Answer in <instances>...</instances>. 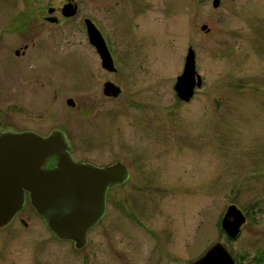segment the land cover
Here are the masks:
<instances>
[{"label":"rangeland","instance_id":"obj_1","mask_svg":"<svg viewBox=\"0 0 264 264\" xmlns=\"http://www.w3.org/2000/svg\"><path fill=\"white\" fill-rule=\"evenodd\" d=\"M5 1L0 8L8 12ZM64 1L48 0L60 17ZM219 1L215 7L214 0H84L73 16L91 13L120 58L113 81L126 91L114 99L103 94L111 74L85 44L79 18L45 27L39 21L33 30L47 33L36 41L60 63L62 96L80 103L64 106L77 155L107 160L112 153L115 160L130 153L138 165L137 190L115 188L111 215L89 234L96 264H192L216 242L236 264H264V0ZM13 6L18 14L24 2ZM28 41L34 40L19 44ZM189 46L203 86L185 102L175 84ZM82 130L95 146L77 141ZM231 204L246 216L235 239L221 226ZM35 223L44 226L42 219ZM110 241L120 259L107 260ZM62 253L51 247L49 261L79 264L85 251Z\"/></svg>","mask_w":264,"mask_h":264},{"label":"flooded vegetation","instance_id":"obj_2","mask_svg":"<svg viewBox=\"0 0 264 264\" xmlns=\"http://www.w3.org/2000/svg\"><path fill=\"white\" fill-rule=\"evenodd\" d=\"M22 1L24 2V9L18 14L13 13V5H15L17 0L5 1V3H9L8 12L0 8V17L6 19L0 29V137L7 133L22 134L34 132L41 136H49L54 132H60L67 138L70 153L76 161L89 163L96 167H106L119 161L127 166L129 177L124 184L108 188L105 196V214L97 224L88 230L87 242L83 247H77L75 240L56 236L32 205L30 193L26 191L23 208L13 216L8 224L0 227V264H52L48 259V250L51 247H54L61 255L63 254L62 252H65V248L73 256H79L80 253L82 254L85 251L83 258L79 260V264H96L97 249L93 248H97V244L93 238L89 237V234L97 226L103 224L106 218L111 215V201L115 197V191H113L115 188L127 184H135V189L137 190V184L134 179H141L140 174H136V166L138 165L134 154L130 153H126L121 159L115 160L112 159V153L107 155V160L77 155L76 136L73 135V132L75 135L76 132L73 131L72 126L65 119L64 106L67 104L68 107L75 109L80 106V103L72 97L65 98L62 96L65 89L62 85V71L59 70L60 63L51 61L49 59L50 54L45 48L41 47L40 41H36L39 38L45 40L47 36V33L43 34L33 31L39 21L45 23V25H42L45 27L50 21L61 25L65 22L64 20L79 18L80 20L78 21H80L85 31V44L99 55L88 31L87 20H91L98 27L92 14L88 13L83 17H74L82 11L84 0L64 1L63 6L67 3H71L74 6L76 12L73 17L58 16L57 10L49 6L48 0ZM63 6L61 7L62 9L60 8L62 13ZM45 10L52 14L44 13ZM23 39L34 41L19 44V41ZM103 40H105V45L112 54L113 60L112 66L108 67L109 65L103 64V60L99 55L101 66L111 74V79H107L104 83L103 94L107 99H114L124 94L126 90L124 85L113 81L114 75H118L120 71V58L111 51L105 36ZM79 72H82V70H79ZM121 76L126 78L124 75ZM76 81L78 86L81 87L80 80L77 79ZM108 82L120 87L118 95L106 94L105 86ZM50 89L52 91L51 98L49 96ZM72 120L79 122V117H73ZM134 124L136 123L134 122ZM142 126L143 123L140 121L137 131L143 130ZM86 134L87 132L82 130L77 135V141L80 142V139H83V146H95L94 136L90 135L91 139L88 140ZM58 161V155L51 156L45 162L44 167L53 169L57 167ZM124 199H127V197H124ZM39 219L44 221V226L43 224L35 223ZM94 244L96 245L94 246ZM18 248H24V251L19 252ZM58 248H61L62 252H59ZM105 248L108 261L113 257L120 259V257L116 256L111 241L107 243ZM106 264H109V262Z\"/></svg>","mask_w":264,"mask_h":264},{"label":"water","instance_id":"obj_3","mask_svg":"<svg viewBox=\"0 0 264 264\" xmlns=\"http://www.w3.org/2000/svg\"><path fill=\"white\" fill-rule=\"evenodd\" d=\"M219 3V0H214L213 5L217 7ZM75 12L71 3L63 8V15L67 17ZM87 24L103 64L111 67L113 60L101 32L91 20H87ZM207 28L208 25L204 24L203 29ZM201 86L195 50L190 47L175 90L179 98L190 101L195 89ZM105 92L116 96L120 87L108 82ZM54 155L59 156L57 167L46 169L45 162ZM128 177L127 166L119 161L106 167L76 161L70 153L67 138L60 132L49 136L34 132L4 134L0 137V227L8 224L23 208L25 192L28 191L32 205L56 236L75 240L77 247H83L88 230L105 214L108 188L124 184ZM245 222L242 210L231 204L221 224L235 239ZM192 264L236 263L225 245L216 242Z\"/></svg>","mask_w":264,"mask_h":264}]
</instances>
